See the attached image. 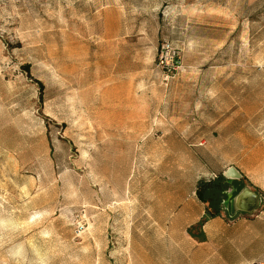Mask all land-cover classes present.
<instances>
[{
    "label": "rangeland",
    "instance_id": "1",
    "mask_svg": "<svg viewBox=\"0 0 264 264\" xmlns=\"http://www.w3.org/2000/svg\"><path fill=\"white\" fill-rule=\"evenodd\" d=\"M229 164L232 219L264 206V0H0V264H235L142 204Z\"/></svg>",
    "mask_w": 264,
    "mask_h": 264
},
{
    "label": "crops",
    "instance_id": "2",
    "mask_svg": "<svg viewBox=\"0 0 264 264\" xmlns=\"http://www.w3.org/2000/svg\"><path fill=\"white\" fill-rule=\"evenodd\" d=\"M230 165L240 171L242 180H249L245 172L236 164H229L226 168ZM207 173L203 172L202 175L206 176ZM199 178L197 176L194 179L192 188L191 184L187 185L189 190H184L181 181H165L163 184L166 189L162 193H158L156 197H151L150 201H142V204L158 208L156 221L163 224L159 225L160 229L172 228L174 226L169 224L175 222L179 223L180 228L185 229L190 225L201 223L199 234L189 237L197 254L200 252L206 256V259L201 262H209L210 255L214 254L219 256L222 254L234 255L235 264H254L263 259L264 206L256 208L254 194L248 193L240 202L241 208L238 210L243 211L242 213L232 219L226 218L222 213L208 218L205 215L206 201L195 190ZM258 187L260 188L261 184ZM261 188L264 190V187ZM250 194L251 197H248ZM191 261H194L195 264L199 263L195 253L194 257L192 255Z\"/></svg>",
    "mask_w": 264,
    "mask_h": 264
},
{
    "label": "trees",
    "instance_id": "3",
    "mask_svg": "<svg viewBox=\"0 0 264 264\" xmlns=\"http://www.w3.org/2000/svg\"><path fill=\"white\" fill-rule=\"evenodd\" d=\"M24 70L26 74L29 76V67L25 65ZM39 89L42 90L43 84L41 81L36 80ZM242 179L239 180H232L225 178L222 173L217 174L215 177L211 179H198L196 183V193L200 195L206 201L205 207V215L206 217H213L221 213L223 210L222 202L228 197L227 189L232 183L240 184ZM245 189H240L239 191L235 192L236 199L231 203L228 211L230 212H237L236 216L243 211H239L238 209L241 208L240 202L244 197ZM251 197V194L248 196ZM249 203L251 201L249 200Z\"/></svg>",
    "mask_w": 264,
    "mask_h": 264
},
{
    "label": "built area",
    "instance_id": "4",
    "mask_svg": "<svg viewBox=\"0 0 264 264\" xmlns=\"http://www.w3.org/2000/svg\"><path fill=\"white\" fill-rule=\"evenodd\" d=\"M162 69V76L164 78L169 79L173 77L176 73L177 69L180 66V55L171 46L169 42H165L161 44V49L159 53V59L157 63ZM225 203L226 201L223 200ZM254 264H264V258L261 260L256 261Z\"/></svg>",
    "mask_w": 264,
    "mask_h": 264
},
{
    "label": "water",
    "instance_id": "5",
    "mask_svg": "<svg viewBox=\"0 0 264 264\" xmlns=\"http://www.w3.org/2000/svg\"><path fill=\"white\" fill-rule=\"evenodd\" d=\"M222 175L227 179L239 180L242 175L240 171L233 165L228 166L223 172Z\"/></svg>",
    "mask_w": 264,
    "mask_h": 264
}]
</instances>
